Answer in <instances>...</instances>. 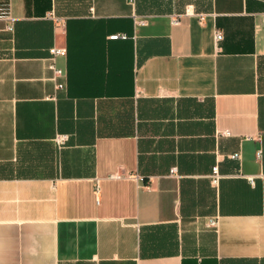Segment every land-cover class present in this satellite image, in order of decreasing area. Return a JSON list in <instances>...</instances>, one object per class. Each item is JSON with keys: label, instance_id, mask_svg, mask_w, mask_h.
I'll list each match as a JSON object with an SVG mask.
<instances>
[{"label": "crops", "instance_id": "crops-1", "mask_svg": "<svg viewBox=\"0 0 264 264\" xmlns=\"http://www.w3.org/2000/svg\"><path fill=\"white\" fill-rule=\"evenodd\" d=\"M0 264H264V0H0Z\"/></svg>", "mask_w": 264, "mask_h": 264}, {"label": "built area", "instance_id": "built-area-1", "mask_svg": "<svg viewBox=\"0 0 264 264\" xmlns=\"http://www.w3.org/2000/svg\"><path fill=\"white\" fill-rule=\"evenodd\" d=\"M110 37L111 38H119V37H123L124 38V37H126V35L125 34H122V33H114V34L110 35ZM214 38H215V41L216 42H218L222 38V33H221L220 30H216L215 31ZM49 52H50L49 67L53 70V72H54L55 75H58L61 72V70L60 69H57L55 67V65H54V57L57 54H62V55L65 54V49L64 48H58V47H51L49 49ZM57 85L59 87L62 86L61 83H58ZM66 140H67V135L66 134H57L55 136V141H56V143L58 145L64 144ZM231 156L234 157V158H238L239 157V153L238 152L233 153ZM174 170H175V168L172 169V171H174ZM214 180L216 181V177H215ZM214 223H215L214 220H211L210 221V224H214Z\"/></svg>", "mask_w": 264, "mask_h": 264}]
</instances>
